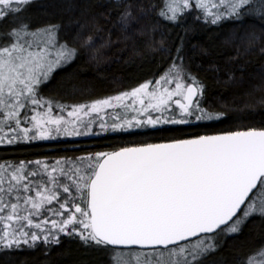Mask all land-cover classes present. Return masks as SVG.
I'll return each instance as SVG.
<instances>
[{
    "label": "snow or ice",
    "instance_id": "obj_1",
    "mask_svg": "<svg viewBox=\"0 0 264 264\" xmlns=\"http://www.w3.org/2000/svg\"><path fill=\"white\" fill-rule=\"evenodd\" d=\"M31 3L0 0V145L106 134L119 142L65 148L51 159H4L0 249L43 244L47 254L66 236L109 254L112 264H205L254 217L264 223V124L210 130L228 113L209 103L186 41L197 27L249 18L264 29V0H117L115 22L110 9L103 25L77 21L69 35L58 23L37 26ZM115 27L158 43L167 54L163 71L83 103L45 91L86 51L98 52L101 31L111 44ZM244 37L246 52L264 41L255 31ZM136 136L146 139H124ZM261 240L233 264H264Z\"/></svg>",
    "mask_w": 264,
    "mask_h": 264
},
{
    "label": "trees",
    "instance_id": "obj_2",
    "mask_svg": "<svg viewBox=\"0 0 264 264\" xmlns=\"http://www.w3.org/2000/svg\"><path fill=\"white\" fill-rule=\"evenodd\" d=\"M53 1L60 0H33L28 7V15L39 22L37 26L48 22L60 24L63 35L72 33L77 21L90 27L93 24L103 25L110 9L113 11V22L118 18L117 0H66L67 5L63 8L58 4L51 5ZM150 23L149 18L141 21L146 28ZM245 31H255L258 36L264 37V29L254 18H249L242 26L197 27L186 36L189 55H194L193 71H197L204 80L209 103L228 113V119L213 123L210 130L264 124V87H256L264 85V55L259 52L260 43L264 41H258L255 50L246 52ZM99 35L98 52L86 51L79 60L59 71L45 89L52 96L62 97L61 103L70 105L113 95L151 78L167 66L164 63L167 54L161 52L158 43L154 44L147 35H140L137 31L131 38H126L128 34L115 27L111 33V44L107 43L108 32L101 31ZM160 39L161 33L157 32L155 40L158 42ZM93 56L96 58L93 59ZM124 139L142 140L146 137ZM117 142V136L106 134L104 140L71 137L19 147L0 145V163L4 159L35 160L44 156L51 159L64 155L65 148H88L95 143ZM262 236L264 223L254 217L239 236L228 238L218 252L208 256L205 264H233L236 253L258 246L262 243ZM61 239L62 244L52 245L47 254L43 244L36 249H0L3 254L0 264H112L109 254L105 257L104 253L87 249L78 238L63 236Z\"/></svg>",
    "mask_w": 264,
    "mask_h": 264
},
{
    "label": "rangeland",
    "instance_id": "obj_3",
    "mask_svg": "<svg viewBox=\"0 0 264 264\" xmlns=\"http://www.w3.org/2000/svg\"><path fill=\"white\" fill-rule=\"evenodd\" d=\"M33 1V0H32ZM57 5L58 4V6L60 7V8H63V7H66V5H67V1L66 0H60V1H53L52 3H51V5ZM58 7V8H59ZM55 10V9H54ZM34 23L37 25L39 22L38 21H34ZM64 23H66V22H64ZM64 28V27H63ZM61 35H63V33L61 34ZM98 130V129H97ZM105 255V257L106 256H108V254H106V253H104ZM2 256H3V254L2 253H0V260L2 259Z\"/></svg>",
    "mask_w": 264,
    "mask_h": 264
}]
</instances>
